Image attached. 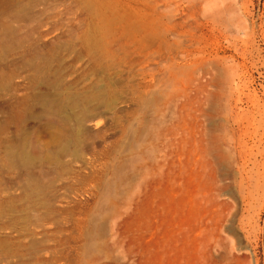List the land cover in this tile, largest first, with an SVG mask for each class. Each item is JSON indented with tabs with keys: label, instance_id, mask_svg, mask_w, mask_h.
<instances>
[{
	"label": "rangeland",
	"instance_id": "374dc122",
	"mask_svg": "<svg viewBox=\"0 0 264 264\" xmlns=\"http://www.w3.org/2000/svg\"><path fill=\"white\" fill-rule=\"evenodd\" d=\"M0 264H264V0H0Z\"/></svg>",
	"mask_w": 264,
	"mask_h": 264
},
{
	"label": "bare ground",
	"instance_id": "6f19581e",
	"mask_svg": "<svg viewBox=\"0 0 264 264\" xmlns=\"http://www.w3.org/2000/svg\"><path fill=\"white\" fill-rule=\"evenodd\" d=\"M25 163H30V161H29V160H27V161H25Z\"/></svg>",
	"mask_w": 264,
	"mask_h": 264
}]
</instances>
